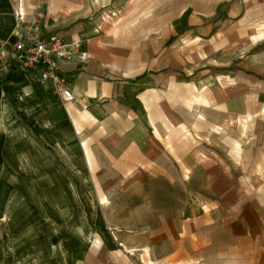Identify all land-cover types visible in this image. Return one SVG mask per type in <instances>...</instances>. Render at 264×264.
Here are the masks:
<instances>
[{"label": "crops", "instance_id": "obj_1", "mask_svg": "<svg viewBox=\"0 0 264 264\" xmlns=\"http://www.w3.org/2000/svg\"><path fill=\"white\" fill-rule=\"evenodd\" d=\"M96 3L0 0L88 57L0 72V264H264V0Z\"/></svg>", "mask_w": 264, "mask_h": 264}, {"label": "built area", "instance_id": "obj_2", "mask_svg": "<svg viewBox=\"0 0 264 264\" xmlns=\"http://www.w3.org/2000/svg\"><path fill=\"white\" fill-rule=\"evenodd\" d=\"M45 10L36 6L30 14L15 9L12 42L0 49V72L35 74L39 81L48 84L51 93L62 103H72L75 96L70 87L72 77L60 68L61 63L75 65L83 70L88 57L82 42L74 38L63 40L46 31ZM112 16V14H111ZM114 241L115 230L107 228Z\"/></svg>", "mask_w": 264, "mask_h": 264}, {"label": "rangeland", "instance_id": "obj_3", "mask_svg": "<svg viewBox=\"0 0 264 264\" xmlns=\"http://www.w3.org/2000/svg\"><path fill=\"white\" fill-rule=\"evenodd\" d=\"M89 3H90V5L92 4L91 1H89ZM98 3H99L100 6H102V8L98 12H95V11L92 10L91 11L92 16L93 17L103 18V19H108L111 16V12L108 11V0H97L96 5H98ZM137 33H138L136 35L137 38H143V36L144 37L146 36L144 33H142L140 31V28H138V32ZM151 37H153V35H148V38H151ZM172 38H175V37H172ZM251 51H252V49L250 50V52ZM237 53H239V52H237ZM237 53H236V55H237ZM53 155L56 156L54 152H53ZM64 174L68 178L69 181H71L74 185H77V177H76L75 173H73L71 171L64 170ZM110 205H116L118 207H123V206H125V202L122 200V201H117L116 203H113V204H110ZM114 219L117 220V222H119L122 219V216H119V214H117V216L114 217Z\"/></svg>", "mask_w": 264, "mask_h": 264}]
</instances>
